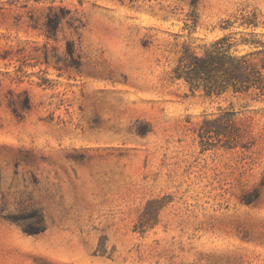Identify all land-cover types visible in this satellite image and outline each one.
Wrapping results in <instances>:
<instances>
[{"label": "rangeland", "instance_id": "1", "mask_svg": "<svg viewBox=\"0 0 264 264\" xmlns=\"http://www.w3.org/2000/svg\"><path fill=\"white\" fill-rule=\"evenodd\" d=\"M226 33L264 0H0V264H264V97L171 77Z\"/></svg>", "mask_w": 264, "mask_h": 264}, {"label": "trees", "instance_id": "2", "mask_svg": "<svg viewBox=\"0 0 264 264\" xmlns=\"http://www.w3.org/2000/svg\"><path fill=\"white\" fill-rule=\"evenodd\" d=\"M11 2V0H8ZM49 6L44 22L47 36L57 31V26L66 17L69 10ZM65 11V13H64ZM75 21L77 18L67 20ZM222 29H229L232 25L228 19L224 20ZM257 14L243 15L240 25L257 27ZM77 27V25H75ZM243 46V48H239ZM6 53V51L4 52ZM6 55V54H5ZM0 54V57H6ZM173 80L183 81L192 93L201 91L208 97L232 96L264 97V41L255 34L250 37L236 39L226 33L215 40L203 44L198 53L188 45L183 50L172 68ZM221 110V108H219ZM236 111L233 108L225 110L214 119H205L197 129L200 144L203 148H210L221 143L222 146L232 147L230 144L240 135L236 126ZM216 139V142H213Z\"/></svg>", "mask_w": 264, "mask_h": 264}]
</instances>
